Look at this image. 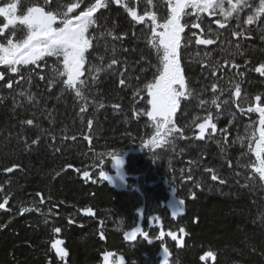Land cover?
<instances>
[{
  "label": "trees",
  "instance_id": "1",
  "mask_svg": "<svg viewBox=\"0 0 264 264\" xmlns=\"http://www.w3.org/2000/svg\"><path fill=\"white\" fill-rule=\"evenodd\" d=\"M69 1L22 0V5L57 13L67 11ZM110 1L106 8L98 9L101 14L90 28V35L97 39L81 77L86 82L81 86L84 99L62 83L66 77H56V71H63L62 58L45 59L39 73L36 69L37 75L23 71L22 80L11 89L7 88L8 82L0 83V203L5 204L0 209V264H114L112 249L126 244L124 239L150 247L134 253L121 249L126 258L121 255L119 264H213L211 258L203 262L200 259L208 251L216 254L215 264H264V180L253 169L254 152L248 147L240 152L229 151L232 132L212 133L209 128L204 139H198L197 126L184 132L180 121L183 101L190 110L216 111L222 107V98H228L241 122H253L258 127L259 114L248 109L257 103L264 106V76L255 72V67L264 63V28L257 23L244 26L243 36H235L230 23V29L221 32L226 35L217 37L221 48L228 46L226 53L220 50L219 54L206 56L207 67L182 58L186 93L189 69L200 87L191 85L195 94L181 99L168 127L174 128L172 133L179 135L181 143H191L197 149L186 154L175 151V165L169 164L165 170L156 167L152 177L129 172L126 177L133 184L118 190L100 174L110 169V158L104 157L125 149L129 160L142 151L135 128L150 122L140 109L150 97L145 85L154 81L160 64L159 57L154 64L150 47L153 25L140 38L144 20H134L123 3ZM14 2L21 0H0V7ZM24 7L19 9L21 15L27 12ZM6 23V18L0 16V28ZM185 30V36H190V28ZM109 32L112 35H107ZM184 43L187 46L186 40ZM112 59L117 64L109 69ZM210 62L214 69L210 70ZM93 65L104 70L89 72ZM203 74L208 81L202 79ZM227 74L247 93L245 98H235L233 87L227 88ZM210 75L218 85L214 94L209 93ZM28 95L33 96L32 101ZM194 95L207 96L209 104L202 106ZM257 95L261 96L259 102L255 101ZM213 99L219 107L212 104ZM29 119L33 125L22 123ZM205 121L201 118L197 124ZM33 140L37 142L33 144ZM169 160L165 153L162 161L168 165ZM153 162L148 161L151 167L155 166ZM205 169H212L226 185L214 183ZM189 172L193 182L185 183L183 179ZM198 176L221 192L207 196L203 183L197 182ZM141 180H145V187H141ZM153 182L159 183L156 195L151 192ZM196 185L202 186V191ZM187 186H193L192 192L196 193L193 201L187 197L188 225L174 218L166 207L160 209L153 225L144 221L140 210L146 206L148 194L155 196L161 206ZM134 228L140 229L136 238H126ZM139 235L143 237L138 240ZM59 250L66 255L61 257Z\"/></svg>",
  "mask_w": 264,
  "mask_h": 264
},
{
  "label": "snow or ice",
  "instance_id": "2",
  "mask_svg": "<svg viewBox=\"0 0 264 264\" xmlns=\"http://www.w3.org/2000/svg\"><path fill=\"white\" fill-rule=\"evenodd\" d=\"M110 0H95V3L91 4L86 10L81 11L79 15L69 16V13L73 9L77 8L78 3H72L68 6L67 11L53 13L51 11L45 12L40 6H32L27 8L26 14L22 16L16 15L17 3H7L0 7V16L6 18L7 23L0 28V33L9 26H14L17 23L23 25L27 29L26 38L19 42H14L12 39H7L6 43H0V65H5V71L0 72V81L5 80L6 72L21 74V69L25 65H37L38 62L44 61L46 57H55L57 60L62 58L63 71H56V77H66L62 80V83L70 89H75L76 96L84 99V93L81 91V86L85 85V80L81 79L85 71V63L87 54L90 48L93 47V41L96 37L90 35V28L96 23L94 13L100 8H106ZM152 0H148L151 3ZM117 5L121 4V0H114ZM225 0H169L170 12L168 18L163 24L156 23L155 13H145L153 21L151 39L152 47L155 48L159 57V68L157 69L158 75L153 82H149L145 85L151 99L148 101L151 104V111L147 112V116L151 117L154 121H157V128H161L166 134H170L174 131V128H169L168 125L172 124V116L180 106V101L186 95H191L190 92L186 93L187 87L184 75V69L181 67V33H184L185 26L181 24L182 17H186L189 13L186 9H193L197 13L208 12L212 15L217 9L224 15L225 18L232 17L233 13L237 14L239 18V12L244 8H252L249 0H228L229 7H224ZM129 15L136 21H143L145 16H139L134 8H129L127 4H124ZM261 16H264V0H260L259 5L255 7L247 17L246 23L252 25ZM59 18V25L54 26ZM199 19V16L197 17ZM219 23V21H217ZM197 24L195 27H199ZM223 27V25H221ZM157 28L162 29L156 31ZM209 31H211L209 29ZM264 31V29H261ZM14 34V33H13ZM235 36H243V32L237 31L233 33ZM105 35L101 33V36ZM107 35H112L110 32ZM264 38V37H262ZM115 39H120L115 37ZM197 44L211 45L214 43L212 39H197ZM117 64L116 59H112L108 68ZM238 67V65H237ZM101 69L96 66H91L88 71L101 72ZM255 72L264 76V63H260L258 67H255ZM31 75V73L29 74ZM42 79L44 77H41ZM18 83V82H17ZM123 85L124 79L120 80ZM13 87V81L8 80L7 88ZM215 88V85H213ZM236 96H240V87L236 85ZM23 95V93H21ZM29 101L33 100L32 95H28ZM261 96L257 95L255 101L259 102ZM203 103V101L201 102ZM212 104L217 105L215 99L212 100ZM103 105H101L102 107ZM219 107V105H217ZM84 111V109H81ZM249 112H255L259 114L258 127H254L249 137L248 148L254 152L256 157V163L253 165V169L259 174L261 180H264V106L257 103L255 106H250ZM27 125H33V120L29 119L26 122ZM89 121V125H91ZM199 129L198 139H204L206 131L211 128V132L215 133L217 125L211 122V116L204 122L197 124ZM37 141L33 140L35 144ZM243 142V141H241ZM254 143V147H253ZM119 163V161H117ZM231 167V164H229ZM7 171L11 172L9 168ZM207 171L212 172V169ZM101 176L105 173L101 172ZM88 173L85 172L84 176L88 177ZM191 172L188 173V180L191 181ZM213 181L219 179L218 175L213 174L211 176ZM220 184H224L225 181L219 179ZM197 187L199 185H196ZM195 198L196 193H192ZM7 203V201H5ZM179 205H184L185 201L180 200ZM5 204L0 203V209L4 208ZM23 211H29L24 209ZM90 211V210H89ZM181 213H173V216ZM60 231L59 228L56 229ZM184 232V229H180ZM140 232L139 228H134L130 234H126V238L135 239L137 233ZM173 239H176L175 234L169 233ZM59 241L53 244V247H57ZM167 254V249L164 250ZM60 255L63 257L66 253L60 250ZM211 258L213 264H215L216 254L212 251L205 252L201 257V261Z\"/></svg>",
  "mask_w": 264,
  "mask_h": 264
},
{
  "label": "rangeland",
  "instance_id": "3",
  "mask_svg": "<svg viewBox=\"0 0 264 264\" xmlns=\"http://www.w3.org/2000/svg\"><path fill=\"white\" fill-rule=\"evenodd\" d=\"M121 2L124 4H127L128 6L135 5L137 13L142 15V16H145L146 12L147 13H155L157 24H163L164 21L168 18V15L170 12L169 0H152L151 3H148V0H121ZM14 3H17V10H16L15 14L18 16H22L21 13L19 12V9H21L20 7H24L22 5V3L25 4V2H22V0H21L20 5H18L19 2H14ZM68 3H69L68 5H70L72 3H78L79 6L75 9H73V11L71 13H69V16H75V15H79V13L81 11L86 10L91 4L95 3V0H70ZM249 3L252 5V8L251 9L244 8L243 11L239 12V18L238 19H237L236 13H233L232 17L225 18L224 15H222L220 13L219 9H217L212 15H215L216 16L215 20L219 21V23H221V24H227V25L229 24V26H230V23H231L232 24L231 30L234 31V33L237 31L243 32L244 26H246V27L250 26L246 23L247 17L250 14H252V11L255 9V7L257 5H259L260 0H249ZM224 7L225 8L229 7L228 0H225ZM54 10H56V9H54ZM44 11L48 12L45 9H44ZM186 11L189 13V15L186 17H182V19H181V24H183L186 27V29H187V27H190L192 24L194 25V24L198 23L200 26L207 29L208 31H209V29L211 30L208 33V37H210V39L213 40V38H211V36L212 37L215 36V38H217L218 33L216 32L217 29L214 26V22H213L214 20L213 21L211 20L212 15H209L208 12L197 13L195 10L190 9V8L186 9ZM100 14H101L100 11L97 10L94 13L95 19H97V16ZM198 16H199V19L197 18ZM255 23H257L258 26L260 25L261 28H264V16H261L253 24H255ZM152 25H153V21L149 17L144 19V23L141 25V28L139 30L140 38H142L143 35L145 33H147L148 28ZM17 26L18 25L9 26L6 29V31L4 32L5 35L2 34V37L0 38V43H6L7 39H9V38L12 39L14 42L21 41L20 38L17 40V33L19 35L22 27L19 28ZM21 26H23V25H21ZM54 26H60L59 25V18H58V20ZM25 29H26V27H25ZM8 30H13V31L11 34H9V33H7ZM89 32H91V31L89 30ZM15 33H16V35H15ZM185 33H186V30L184 31V33H181V37H182L183 41H184V39L186 40L187 46L191 47V44H192L190 41L191 36L187 37V36H185ZM226 33L227 32H223L220 34L226 35ZM21 35H22V33H20L19 36H21ZM190 35H191V33H190ZM24 38H26V36L23 37V39ZM223 38L226 39L225 36H223ZM151 39H152V37L149 39L150 47H151L152 52H153L154 64H156V59H158V55H157L155 48L152 47ZM227 40L228 39H226V41ZM227 47L228 46H226L224 48H220V49L216 48L214 50H210V52H209L210 57L213 56L212 54H214V55L216 53L219 54L220 50L224 51L225 48H227ZM92 48H90L88 51L87 59H89V57H90L89 53L92 50ZM204 49H206V48H204ZM184 53L187 56L186 59H188L192 62L194 61L196 64H199L200 66H202L203 64L206 65L205 57L208 56V54H209L207 51L203 52V51L199 50L197 52H195V51L190 52V50L186 48L184 50ZM224 53H226V52L224 51ZM47 58H50V57H46L45 59H47ZM87 59H86V61H87ZM42 62L43 61H40V62H38L37 65H34V66H38V73H39V67L41 66ZM25 66L29 67L26 69V71L30 72V67L33 65H25ZM2 67L4 68L3 71H5L6 66L0 65V68H2ZM214 68H215V66L210 62V70L214 69ZM189 70H190V76L188 77V81H189L188 90L191 94H195L194 89H192L191 85L192 86L195 85L196 89H198L200 87V85L196 86L195 80H194L193 75H192L193 71H191V69H189ZM9 73H10V71L6 72V74H9ZM9 76H10V78L12 77L11 75H9ZM202 79L206 80V81L209 80V78L207 79L206 74L202 75ZM214 79L215 78L212 77V75H210V84H209V88H210L209 93L210 94H214L218 91V85L216 84ZM225 81H226V84L228 86L227 88H230V86L233 87L235 98L240 99V98H245L247 96V93H245L244 90H242V89H240V96H236V94H235L236 93V86H235L236 80L230 74H227V76L225 77ZM213 85H215V88H213ZM201 86H202V84H201ZM202 90H204V89H202ZM207 90H204V91H207ZM194 96H195V98H200V99H198V103L202 104V106H206L209 104V100L207 99V96L206 97H200V96H196V95H194ZM150 99H151V97H149V100ZM202 101H203V103H201ZM222 101H223L222 107H220V110H216V111L215 110L210 111L208 109L206 110V108H203L201 111H196L194 109L190 110V109L184 107V105L187 106V102L183 101L184 104H181V106H180V109H181L180 110V112H181L180 113V121L182 123L183 129L185 130L184 132H187L190 130V127L192 125L197 126V122L201 118H206V120H207L209 118V116H211V122L215 123L217 125V131L218 132H222V133L232 132L234 134L233 138L231 137V139L229 140V143L227 145V147H228L227 149L231 152L233 150H235V151L237 150L240 152V151L244 150L245 147L246 148L248 147L249 137L251 135V132L253 131L254 124H253V122H241L240 121L241 119H239L237 114L234 112L233 107L231 106L228 98H226V99L222 98ZM148 111H151V104L149 102L147 103L146 106H142L140 109L141 113H147ZM140 126L141 127H136L135 131H136V136L138 138V144L141 146L142 151H140V153L137 157L131 156V159H129L127 161L126 167L123 171H120V170H114L113 171L110 168V169H107V172L103 176L104 180H108L110 183L114 184L115 187L119 190H124L125 188H128L129 186H131L133 184V180H129L126 177L128 174H130V173L133 174L137 171L140 173L143 172L146 177L149 174H150V177H152V174L153 175L155 174L156 170H154V169L156 167L159 170H160V167H162V169L165 170L167 166L169 167L171 165V167H172L173 165H175V163H176L175 159H177V156H175V153H176L175 151H180L183 154H186V153H188V151L190 149H197V146L193 145L191 143H188V142L181 143V139H179V135L176 133L171 132L170 134H166L164 130H162V131L158 130L157 121H154L151 117H150L149 124L141 123ZM207 134H208V130L206 131L205 136ZM241 141H243V142H241ZM127 152L128 151L125 149H121L119 151H112V152L106 153L104 159L110 158L109 162L107 163V165L109 166L111 163V158L113 156L121 155V154L127 155ZM165 153L168 154V157L170 159L168 165H167V163L162 161ZM200 156L201 155L197 156L195 158V160H198V158H200ZM150 159L155 161V162H153L155 165L154 167H151L152 166L151 163H148V161H151ZM128 168L130 171L128 170ZM108 170H110V171H108ZM144 175H143V177L145 179ZM197 182L203 183L204 187L206 188V195L207 196L221 192V190H219L215 185H213L211 182H207V180H205L202 177L200 178V176H198ZM140 185H141V187H145L146 186L145 180L144 181L141 180ZM192 187L187 186L184 189L181 188V191L177 195L174 194V198L169 199L165 203L166 208L169 209L167 212H170L172 215H173V213H181V214L173 216V217L182 221L183 222L182 224H184V225L189 224V222L187 221L185 216H186V213L189 209V202L187 200V197L189 196V194L192 193ZM155 190L158 191L157 186H155ZM148 196L149 197L146 199V206H144L140 210V213L142 215H145L143 217L144 221H146L148 223H149V221L150 222L154 221L153 223H155V221L157 220L155 218V216H157L159 213H161L159 211L162 208V206H159L156 203L157 200L156 199L154 200L155 196H152V195L150 196L149 194H148ZM180 200L185 201L184 205H179L178 202ZM164 215H166V214H164ZM140 245L142 246L141 243H139V244L137 243V245H135V246L138 247ZM133 251H132V253H134Z\"/></svg>",
  "mask_w": 264,
  "mask_h": 264
},
{
  "label": "flooded vegetation",
  "instance_id": "4",
  "mask_svg": "<svg viewBox=\"0 0 264 264\" xmlns=\"http://www.w3.org/2000/svg\"><path fill=\"white\" fill-rule=\"evenodd\" d=\"M20 8H23V7H20ZM24 8H26V10H27V7L25 6ZM216 19V16L215 15H212L211 16V20L214 22V26L216 27V29H217V33H218V35H217V37H219L220 36V33H221V31H225L226 29H227V27L225 28V27H223V28H221L220 26H218V24H217V21L215 20ZM202 30H203V35H204V37H208V33H209V31L207 30V29H205V28H203L202 27ZM20 33H22V32H20ZM19 33V34H20ZM18 34V33H17ZM194 32L191 34V37H190V41H191V47L190 46H186L185 45V39H184V41H183V39L181 40V50H180V57H181V64H182V58L183 57H186L187 58V56L185 55V53H184V50L187 48V49H189L190 50V52L191 51H195V52H197V51H203V52H210V50H214V49H216V48H221V40L220 39H218L217 40V38H215V36H211V38H213V39H215V40H217L218 41V43L212 48V49H204V48H202V47H199V46H197L196 45V38L194 37ZM2 37V34L0 33V38ZM210 38V37H209ZM235 38H237V37H235ZM215 52V51H214ZM210 54V53H209ZM208 54V55H209ZM212 55H214V54H212ZM183 65V64H182ZM208 65H205V67H207ZM15 74V73H14ZM8 80V76L6 75V78H5V80H4V82H6ZM182 101H180V103H181ZM181 104H183V103H181ZM126 163H127V158H126ZM159 184L157 183V184H154L153 183V185H152V188H151V192L153 193V195H156L157 194V192L158 191H156L155 190V186H157L158 188H159V186H158ZM129 188V187H128ZM125 189H127V188H125ZM155 200V199H154ZM156 203L159 205V202H157L156 201ZM145 215H143V217H144ZM155 218L157 219V216H155ZM153 222L154 221H152V224H153ZM141 233H147V230H142V232ZM124 237V236H123ZM122 237V238H123ZM143 236L142 235H139V237L137 238L138 240L139 239H141ZM146 241V240H145ZM123 242H126V244H123V245H119V246H116V248H114V249H112V251H113V253L115 254V262H114V264H119L120 262H119V258H120V256L122 255V257H125L126 258V256L124 255V254H121L120 252V250L121 249H126L127 251L128 250H131V251H145V249L146 248H148V247H150L149 245H140V246H135V245H133L132 243H130V240H125L124 239V241ZM153 247H157V246H153ZM126 264H128V263H126Z\"/></svg>",
  "mask_w": 264,
  "mask_h": 264
},
{
  "label": "water",
  "instance_id": "5",
  "mask_svg": "<svg viewBox=\"0 0 264 264\" xmlns=\"http://www.w3.org/2000/svg\"><path fill=\"white\" fill-rule=\"evenodd\" d=\"M218 24V26H220L221 27V25H223V24H220V23H217ZM223 27H224V25H223ZM223 27H221V28H223ZM194 30H196V31H198L199 33L198 34H196V35H194V37L196 38V40L199 38V39H207V38H204L202 35H203V30H202V28H201V26H199V27H195V26H193L192 27ZM214 41V43L213 44H211V45H201V44H197L199 47H204V48H211V47H213V46H215L216 45V41L215 40H213ZM124 159H125V156H115V157H113L112 158V167H115V168H117V167H121V166H123V163H124ZM117 161H119V163H117ZM191 161L190 160H187V163H190ZM207 173H210L209 171H207ZM219 179H221V178H219ZM219 179L217 180V181H213V182H215L216 184H219V185H225L226 184V181H225V183L224 184H220L219 183ZM184 181L185 182H191L192 181V178H191V181H189L188 180V178H185L184 179ZM198 190L199 191H202V186H198ZM196 199V196H195V198H193V196H192V194L189 196V200L190 201H193V200H195ZM211 262H212V260H211ZM213 263V262H212Z\"/></svg>",
  "mask_w": 264,
  "mask_h": 264
}]
</instances>
